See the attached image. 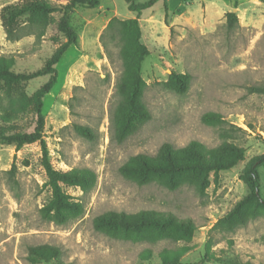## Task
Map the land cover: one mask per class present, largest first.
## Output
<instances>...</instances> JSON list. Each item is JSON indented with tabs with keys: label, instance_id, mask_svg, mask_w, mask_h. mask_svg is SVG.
Listing matches in <instances>:
<instances>
[{
	"label": "rangeland",
	"instance_id": "obj_1",
	"mask_svg": "<svg viewBox=\"0 0 264 264\" xmlns=\"http://www.w3.org/2000/svg\"><path fill=\"white\" fill-rule=\"evenodd\" d=\"M18 2L0 0V9ZM166 2V11L157 1L138 15L140 42L148 49L140 68L145 88L139 103L150 118L121 141L111 122L122 103L119 41L107 25L113 17L136 13L125 0L74 8L69 24L77 41L55 65L56 83L43 98L42 136L53 169L85 168L94 177L81 185L61 183L70 201L81 203L80 214L65 212L63 222L44 218L41 209L51 191L39 142L20 148L0 142V264H264V207L250 199L234 209L248 192V166L264 154V93L250 91L264 85V0ZM227 12L236 15L230 27ZM59 18V12L48 14L46 26L23 29L18 40H7L0 22V55H14L18 70L40 69L64 41ZM24 24L19 18L18 25ZM172 72L184 75L185 90L175 86ZM47 77L12 83L0 79V127L32 131V95ZM205 113L219 118L203 119ZM75 125L91 133L77 131ZM191 140L204 151L233 144L243 150V158L229 169L211 172L202 194L182 175L138 184L120 172L133 155H152L164 142L180 147ZM258 172L264 199V163ZM110 210L169 212L190 220L193 228L96 230L94 217ZM43 243L58 247L59 256L30 262L27 247Z\"/></svg>",
	"mask_w": 264,
	"mask_h": 264
},
{
	"label": "trees",
	"instance_id": "obj_2",
	"mask_svg": "<svg viewBox=\"0 0 264 264\" xmlns=\"http://www.w3.org/2000/svg\"><path fill=\"white\" fill-rule=\"evenodd\" d=\"M127 8L136 13L135 17L110 19L107 30L116 34L119 41L118 56L120 58L121 71L117 79L121 104L116 106L111 117L117 140L121 141L134 132L141 124L150 118V113L139 100L143 94L145 83L140 75L141 63L148 54L146 46L140 42V26L138 15L145 9L161 1L164 10H167L166 0H125ZM100 0H65L62 4H51L47 0H20L15 4H7L0 9V22L3 26L7 40H18L22 37V30L26 28L41 29L47 24V15L52 12H59L58 31L63 35L64 41L43 60L40 69L33 71L18 70L15 67L14 55H0V79L12 82H25L38 76H48L32 95L35 124L30 132H7L0 127V142L13 143L20 148L25 143L39 142L42 165L47 176V184L51 191L50 200L42 207L41 212L44 218L63 222L65 212L74 211L80 214L83 210L81 203L70 201L61 187V183L81 185L86 178H93L94 174L85 168H71L62 172L52 168L46 142L42 136L44 127V116L42 113L43 98L49 93L57 79L58 63L62 54L67 48L76 44L77 33L70 26L69 19L74 8L77 6L85 8H96ZM228 27L236 20L234 12L225 14ZM23 18L25 24L18 25V19ZM184 75L171 73L170 78L177 87L185 90L186 83ZM251 92L264 93V85L251 87ZM123 100V101H122ZM219 118V114L205 113L203 119ZM0 121L1 117H0ZM77 131L91 133V129L75 125ZM243 158V150L233 144L221 143L217 148L204 151L202 144L197 140H191L186 145L175 147L168 142L160 145L154 154L138 153L131 156L121 167V174L138 184H144L152 179L161 181L167 175H182L188 182L193 184L196 192L202 194L208 184V177L211 172L216 173L236 165ZM264 163V154L256 157L247 168L244 177L248 192L239 200L234 209L243 205L247 200L255 199L264 207V199L260 196V177L258 167ZM172 187V185L168 184ZM164 227L166 225L182 226L191 231L193 225L190 220L186 222L178 219L172 213H165L156 210H139L135 213L124 211H107L97 215L93 219V226L96 230L106 232L107 228L136 229L146 226ZM27 259L34 262H49L60 254V249L50 244H36L27 247ZM225 264H251L239 260H228Z\"/></svg>",
	"mask_w": 264,
	"mask_h": 264
}]
</instances>
